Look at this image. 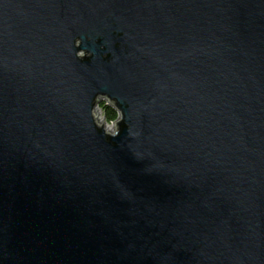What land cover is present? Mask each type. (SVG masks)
<instances>
[{
	"label": "water",
	"instance_id": "obj_1",
	"mask_svg": "<svg viewBox=\"0 0 264 264\" xmlns=\"http://www.w3.org/2000/svg\"><path fill=\"white\" fill-rule=\"evenodd\" d=\"M0 264H264V0H0Z\"/></svg>",
	"mask_w": 264,
	"mask_h": 264
},
{
	"label": "clouds",
	"instance_id": "obj_2",
	"mask_svg": "<svg viewBox=\"0 0 264 264\" xmlns=\"http://www.w3.org/2000/svg\"><path fill=\"white\" fill-rule=\"evenodd\" d=\"M81 40L76 38L73 41L74 47L80 49L75 52L77 59L83 61L91 57V52L81 48ZM107 54H105L106 56ZM103 103V107L101 106ZM114 113V116L112 115ZM90 117L95 129L98 131L102 130L105 138L117 137L121 131L120 125L124 120V114L122 110L117 106V102L110 98L106 94H97L93 101L90 109Z\"/></svg>",
	"mask_w": 264,
	"mask_h": 264
},
{
	"label": "trees",
	"instance_id": "obj_3",
	"mask_svg": "<svg viewBox=\"0 0 264 264\" xmlns=\"http://www.w3.org/2000/svg\"><path fill=\"white\" fill-rule=\"evenodd\" d=\"M101 106L103 107V103L101 102ZM114 116V113L112 114Z\"/></svg>",
	"mask_w": 264,
	"mask_h": 264
}]
</instances>
